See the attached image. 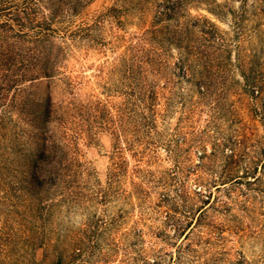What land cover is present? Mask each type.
<instances>
[{"label": "rangeland", "instance_id": "374dc122", "mask_svg": "<svg viewBox=\"0 0 264 264\" xmlns=\"http://www.w3.org/2000/svg\"><path fill=\"white\" fill-rule=\"evenodd\" d=\"M117 1L89 0L64 26L90 20ZM161 1L119 3L127 9L126 21L113 30L129 38L148 25L153 6ZM175 1L182 6L166 22L168 30L172 24L182 27L197 21L214 37L203 61H193L190 78L209 80L215 87L198 98L195 87L179 76L172 93L190 95L185 107L166 112L163 99L159 101L157 131L161 138H171V154L163 145L154 159L138 163L127 152H117L104 131L97 132L91 143L79 142L85 172L76 174L72 166L67 173L73 185L53 197L44 219H33L44 224L43 236L51 245L43 255L41 249L32 252L39 264H53L56 251L61 252L62 264H231L236 258L264 264V168L257 164L263 175L257 184H246L250 176L234 186L216 188L210 181L225 168L230 148L236 152L234 175H242L248 158L263 157L259 150L264 145V0ZM84 48L76 47V42L67 46L65 69L73 86L62 82L53 88L54 98H72L75 106L76 78H81L82 90L96 88V70L106 65L103 55L122 51L120 44L104 54ZM164 48L161 57L170 63L178 49ZM110 100L118 104L120 98L113 95ZM193 100L198 103L189 105ZM74 127L75 132L76 118ZM112 167L117 174L108 185L107 171ZM202 201L203 216L194 224L189 216ZM187 222L193 227H185ZM74 248L80 249L78 255Z\"/></svg>", "mask_w": 264, "mask_h": 264}, {"label": "trees", "instance_id": "16d2710c", "mask_svg": "<svg viewBox=\"0 0 264 264\" xmlns=\"http://www.w3.org/2000/svg\"><path fill=\"white\" fill-rule=\"evenodd\" d=\"M87 2L0 0V264L40 263L32 252L41 249L43 255L51 245L43 236L44 224L35 221L44 219L54 196H61L73 185L67 173L72 166L76 174L85 172L78 156L79 142L91 143L97 132L104 131L111 136L117 152H127L138 163L154 159L163 145L171 154V138L163 139L157 131L159 101L163 99L166 112L176 106L185 107L190 95L172 93L179 76L195 87L198 98L215 87L209 80L190 78L193 61H203L213 35H207L197 21L182 27L172 24L173 29L168 30L166 22L182 2H157L148 25L129 38L113 30L125 24L127 9L119 4L124 0L74 27L64 26L66 19L79 14ZM100 32L109 37L106 39ZM75 42L76 47L83 44L85 52L98 49L103 54L114 51L118 44L122 46L116 55H103L106 65L96 70V88L82 90V80L76 78V106L72 98L53 97L58 83L73 86L65 59L67 46ZM165 45L178 49L170 63L161 57ZM113 95L120 98L118 104L111 102ZM197 103L193 100L189 105ZM259 151L262 158H248L242 175H234L236 152L230 148L225 168L210 181L216 188L225 183L234 186L246 176L251 177L246 184L260 183L263 175L259 176L257 164L260 170L264 168V145ZM198 158L202 159V155ZM120 171L126 172L122 168ZM116 174L115 168H109L106 184ZM204 202L189 216L194 224L203 216ZM185 227L193 226L187 222ZM74 250L78 255L80 249ZM54 257L53 264H62L60 251ZM241 259L231 264H245Z\"/></svg>", "mask_w": 264, "mask_h": 264}]
</instances>
